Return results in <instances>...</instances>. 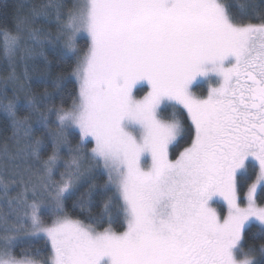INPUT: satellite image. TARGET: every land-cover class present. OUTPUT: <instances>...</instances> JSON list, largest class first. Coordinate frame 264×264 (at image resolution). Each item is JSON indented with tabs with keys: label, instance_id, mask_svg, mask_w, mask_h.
<instances>
[{
	"label": "snow or ice",
	"instance_id": "6c2138e0",
	"mask_svg": "<svg viewBox=\"0 0 264 264\" xmlns=\"http://www.w3.org/2000/svg\"><path fill=\"white\" fill-rule=\"evenodd\" d=\"M53 19L59 52L76 63L51 87L75 79L78 93L67 108L41 111L51 93L21 99L14 87L9 98L18 77L3 80L0 111L25 143L13 154L4 145L0 157L34 160L40 180L15 197L0 186V264H258L264 243L246 245L254 223L251 239H264V6L46 0L0 26L4 57L31 61L52 43L33 25ZM203 84L206 95L197 94ZM69 133L79 135L75 146ZM105 174L102 185L91 182ZM22 240H43L50 253L17 255Z\"/></svg>",
	"mask_w": 264,
	"mask_h": 264
},
{
	"label": "trees",
	"instance_id": "16d2710c",
	"mask_svg": "<svg viewBox=\"0 0 264 264\" xmlns=\"http://www.w3.org/2000/svg\"><path fill=\"white\" fill-rule=\"evenodd\" d=\"M46 2V0H0V26H8L9 28L14 27L17 17L25 18L29 17L31 13V9L34 5H39L41 3ZM64 3L71 6L72 0H63ZM241 3H255L257 7L264 6V0H240ZM54 17V14H53ZM256 22V21H253ZM33 27L42 29V36L50 39L52 41L51 44H45L42 48H37L36 55L31 61L25 63L22 61L21 63L18 61V58L21 54H18L15 59L9 60L6 59L3 55V52L0 51V91L3 90V80L5 77H8L11 73L15 72L18 80L13 84L9 83L8 88V96L9 98L12 97V89L15 87L17 89L18 95L21 99H24L26 96L35 95L37 97L45 96L46 90L47 93H51V99L46 101L44 106L42 107L41 111H45L48 107L55 106L59 107L63 105V107H69L72 102L73 98L77 96L78 93V85L73 79L72 81L68 82L66 87L61 91H53L51 87V81L54 80L60 74H67L72 71V68L75 66L76 57L71 56L70 53H66L65 55H61L59 52V45L56 43V37L59 35V29L57 23L54 21L52 23H42L38 21ZM79 46L83 51L87 50L88 41L84 38L79 40ZM40 52H43V55H39ZM82 54V53H81ZM24 72L27 76L26 79H22L21 73ZM43 74V75H42ZM205 85L203 84L201 87L194 88V91L197 94L205 95L206 89ZM146 91V90H145ZM142 91L138 94V97L143 94ZM23 115V113H21ZM167 117V113L165 114V118ZM55 115H52L51 120L53 121L51 127L53 129L56 128L55 123ZM35 119V116L33 117ZM39 135V132H37ZM68 138L71 141L72 145L75 146L79 141V135H72L71 133L68 134ZM18 138L13 136V129L11 126L10 120L7 116L0 111V148H3L4 145H7L8 151H10V147L14 146L13 143ZM25 141L23 139L19 140V145L23 147ZM18 145V144H17ZM93 144H88L87 149L89 150ZM186 146L185 143H182L180 148L176 150V154L182 148ZM51 151L49 146L48 152ZM48 152H45L43 155L46 156ZM172 159H175V155L171 156ZM67 159V156H65ZM36 163V162H35ZM85 167H91L92 171H95V162L91 163V160H86ZM65 171L64 167L61 166L59 171L55 175V179L59 180V172ZM36 169L31 170L30 175L33 177L34 173H37ZM107 180V175H94L92 178L93 183L98 185H102ZM13 187V186H10ZM88 187L85 184L80 191L83 192ZM17 187H15L16 189ZM13 190V189H11ZM10 190V191H11ZM9 191V192H10ZM69 211H72L71 208V201L68 202ZM101 207V201L97 198L96 207L92 209L93 213L99 212ZM219 211H222L223 214L226 212L225 206H216ZM54 216L48 215L45 216V223L49 224L54 219ZM73 218L84 219L83 215L77 211L73 213ZM122 220V218H121ZM87 222V221H86ZM107 226V225H105ZM113 228L116 231H123L124 228L121 227L119 224H114ZM258 231V226L253 224L248 230V244H255L257 247L264 243V239H256L252 240L251 236L253 233ZM35 247H41L44 250V253L47 255L50 253V245L47 248H44V241H22L18 247L14 249V253L19 255L21 250H27L30 254L34 252ZM258 260V264H264V256H261L259 252L254 254Z\"/></svg>",
	"mask_w": 264,
	"mask_h": 264
},
{
	"label": "rangeland",
	"instance_id": "374dc122",
	"mask_svg": "<svg viewBox=\"0 0 264 264\" xmlns=\"http://www.w3.org/2000/svg\"><path fill=\"white\" fill-rule=\"evenodd\" d=\"M85 39L88 41V39L86 38V35H85ZM60 43L62 44V41ZM88 44H89V41H88ZM18 61L21 63L23 60L18 58ZM21 77L23 80L27 78V76L24 72L21 73ZM204 85L206 86L205 89L207 92L208 85L207 84H204ZM145 92H143V94L137 98L142 97L145 94ZM205 95H206V93H205ZM55 120H56V118H55ZM13 145L14 146L10 147V151H9L10 154L15 153L18 148L22 147L21 145H19L18 140H15ZM91 163H94V161H91ZM38 168H39V165L37 163H35L34 160H31V159L25 158V159H15V160L7 159L6 160L3 157H0V186H2L4 184L9 185V187L13 186V187H10V190L11 189H13V190H11L8 193V195L10 197H15L17 195H20L24 192L25 182H27L29 180L33 184L39 182L40 175L38 174V172L34 173L33 177H31V175H30L31 170L36 169V171H37ZM89 168L91 169V167H85V169H89ZM59 179H60V175H59ZM15 187H17V188L15 189ZM0 197H2V192H0ZM49 203H51V202L49 201ZM225 208H226V212L224 213V215L227 214V207L225 206ZM217 210H218V208H217ZM50 224L51 223L46 224V225H50ZM24 235H25V233H20L21 237H23Z\"/></svg>",
	"mask_w": 264,
	"mask_h": 264
}]
</instances>
